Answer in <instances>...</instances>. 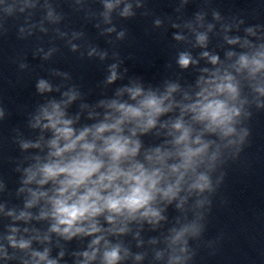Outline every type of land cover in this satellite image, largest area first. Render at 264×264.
Wrapping results in <instances>:
<instances>
[{"label":"clouds","instance_id":"obj_1","mask_svg":"<svg viewBox=\"0 0 264 264\" xmlns=\"http://www.w3.org/2000/svg\"><path fill=\"white\" fill-rule=\"evenodd\" d=\"M111 7V5H109ZM125 13H127V9L125 10ZM180 63L184 66L188 64V59L182 57ZM115 73H113V76L110 78L114 79ZM41 91L45 90L48 86L44 81H41L38 85ZM137 92L139 90H136ZM149 106L155 107L156 111L159 112L160 109L156 107L157 101L152 98L148 102ZM123 108V106H121ZM127 112H130L132 115H139V112L137 110L133 109H127ZM62 115L58 111V106L53 105V113L49 115L47 111H45V116L49 119L51 122V126L53 128L56 127L57 123H60L59 116ZM205 116H208L211 118L212 122L214 124L222 125L224 134L227 135L233 131L232 128L227 126V122L231 119V116L229 115L228 111L225 108V105L223 103H216L208 104L206 107L203 108L200 118L203 119ZM63 123L66 125L63 129H57V132L65 137H69L72 134V131L70 128L67 127V124H69V121H63ZM152 121L149 120V124H151ZM177 127L180 125L177 124ZM107 126H101L98 129V132L103 131ZM81 133V136L78 139H82L83 136L86 134ZM73 144L67 145L68 148H71L74 146ZM126 143L121 144L119 139L113 138L109 142V147L105 149L106 151H111L113 153V160H116L119 158V156L123 153H125L126 149ZM53 145H55V141H53ZM85 149H87L89 152L91 151L92 145H84ZM132 152H135V149H132ZM101 167V164L99 162H93L87 154H85L83 161H75L73 164H71L67 168H56L55 170L52 167H46L44 169L45 174L47 176H54L57 171L59 172H69L74 177V179L69 180L65 183V188L61 189V192L66 190L68 186H77L84 182V179L88 176H90L92 173L96 172ZM117 175H121V173L118 170H110V174L105 176L101 175L99 180L96 183V187L90 188L87 190L86 194L81 195L74 203L71 205H67L65 201H57V213L60 215L59 223L61 224H67L69 227L72 226V224L81 218H85V214H88V216H95L98 213H100L104 208H107L110 211L114 212H120L122 209L127 208L130 212L135 211L136 209L142 207L145 205L150 199V193L144 189V182L145 180L150 181V187L154 186L155 180H152L151 177L144 176L143 172H141V175L139 177H132L131 174H127L130 179L136 180V187H133L131 189V192L129 195L120 197V193L122 192V189L117 187L115 189V193L113 195H110L106 198H102L97 191L98 187L107 188L109 187L108 184H104L103 182L105 180L112 181L115 179ZM202 179H204L202 177ZM73 195H75V192H73ZM95 197V200L90 202V198ZM119 197V198H118ZM68 199H71V197H68ZM103 199V204L98 206V202ZM54 230H58L55 229ZM68 231V228L65 229V232ZM77 231H81V229H77ZM92 231H97L95 226L93 225ZM110 258L116 257V252L113 251L108 254ZM52 264V262H50Z\"/></svg>","mask_w":264,"mask_h":264}]
</instances>
